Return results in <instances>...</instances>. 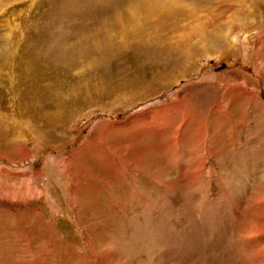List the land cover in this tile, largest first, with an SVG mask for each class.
<instances>
[{
	"label": "rangeland",
	"instance_id": "obj_1",
	"mask_svg": "<svg viewBox=\"0 0 264 264\" xmlns=\"http://www.w3.org/2000/svg\"><path fill=\"white\" fill-rule=\"evenodd\" d=\"M150 1L0 0V264H264V0Z\"/></svg>",
	"mask_w": 264,
	"mask_h": 264
},
{
	"label": "bare ground",
	"instance_id": "obj_2",
	"mask_svg": "<svg viewBox=\"0 0 264 264\" xmlns=\"http://www.w3.org/2000/svg\"><path fill=\"white\" fill-rule=\"evenodd\" d=\"M158 1V0H157ZM183 5L184 7H186L188 4H186V1L185 0H160V2H159V4H154V2L153 1H150V5H153L154 6V8L153 9H151V10H148V13L150 14V16H151V18L152 17H159V16H165V15H169V11L171 10V8L173 9V7H175V6H178V5ZM150 7V6H149ZM174 10H175V8H174ZM192 11V10H191ZM195 11V10H194ZM171 12V11H170ZM195 13V12H194ZM188 15H190V12H188L187 13ZM147 16H149V15H147ZM138 17V16H137ZM133 18H134V16H133ZM149 18V17H148ZM151 18H149V19H151ZM133 22V21H132ZM216 22V21H215ZM133 23H135V21L133 22ZM208 24V23H207ZM206 24V25H207ZM233 24H236V23H234L233 22ZM136 32V31H135ZM206 39V38H205ZM204 39V40H205ZM131 42H132V40H131ZM191 41H190V36L188 35V36H185V37H181V40L180 41H178V44H177V48H178V52H177V56H178V58H183V56H185L186 55V49L187 48H190V45H191V43H190ZM153 43V42H152ZM132 44V46L134 45V40H133V43H131ZM130 44V45H131ZM190 44V45H189ZM84 46V43H81L80 45H79V49H80V47H83ZM191 47H192V45H191ZM124 216V215H123ZM119 218H121V217H119ZM124 218H125V216H124ZM123 220V219H122ZM121 223V222H120ZM140 224V223H139ZM153 224V223H152ZM141 225V224H140ZM149 225V224H148ZM153 227V226H152ZM151 229V228H150ZM149 228H143L142 230H144V231H148V230H150ZM132 231H136L134 228H133V230ZM135 233V232H134ZM182 237H169V236H167L166 238H164V243H165V246H167L168 248H169V251L168 252H173V251H178V250H180L181 248H183L184 246H185V241H186V239H184L183 238V235H181ZM184 236H186L185 234H184ZM201 236L202 235H197V236H194V237H191L192 238V240L193 241H191L192 243H191V247L190 248H192L193 246H200V247H208V246H206V245H203V244H197V243H199V242H202V240H197V239H202L201 238ZM135 238H136V233H135ZM155 238V237H154ZM153 238V239H154ZM187 238H189V237H187ZM147 240H148V238H147ZM157 240V239H156ZM155 240V244L157 243V241ZM159 240V239H158ZM160 240H161V237H160ZM163 240V239H162ZM134 241H136V240H134ZM154 241V240H153ZM152 241V242H153ZM187 241H189L188 239H187ZM204 242V241H203ZM147 243V242H146ZM145 243V244H146ZM150 243V242H149ZM189 243H190V241H189ZM162 244V243H161ZM140 246H141V244H139ZM142 245H143V243H142ZM147 245H149L148 243H147ZM208 245V244H207ZM105 246V245H104ZM146 246V245H145ZM161 246V245H160ZM163 246H164V244H163ZM162 246V247H163ZM129 247V246H128ZM144 247V246H143ZM148 247V246H147ZM149 247H151V246H149ZM155 247V246H154ZM157 247V246H156ZM104 248V247H103ZM164 248V247H163ZM189 248V249H190ZM141 249V248H140ZM148 249V248H147ZM150 249V248H149ZM151 249H153V248H151ZM157 249V248H156ZM208 249H210V248H208ZM136 250H138L137 248H136ZM135 250V251H136ZM159 250L161 251V249L159 248ZM128 251H129V249L126 251V255L128 256L129 254H128ZM134 251V252H135ZM145 251V250H144ZM150 251V250H149ZM152 251V250H151ZM154 251V250H153ZM183 251V250H182ZM146 252V251H145ZM148 253V252H147ZM146 253V254H147ZM153 253L154 252H150L149 254H148V256L146 257V264H155L154 263V260H153V257H152V255H153ZM145 254V253H144ZM157 254V253H156ZM173 254V253H172ZM179 254V253H178ZM179 255H181V254H179ZM171 256V255H170ZM172 257H174V256H172ZM212 258V257H211ZM207 259V258H206ZM208 261H209V259H208ZM122 263V262H121ZM142 264V263H141ZM205 264V263H204Z\"/></svg>",
	"mask_w": 264,
	"mask_h": 264
}]
</instances>
